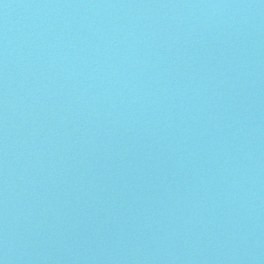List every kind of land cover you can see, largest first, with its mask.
<instances>
[{"label": "water", "instance_id": "1", "mask_svg": "<svg viewBox=\"0 0 264 264\" xmlns=\"http://www.w3.org/2000/svg\"><path fill=\"white\" fill-rule=\"evenodd\" d=\"M0 264H264V0H0Z\"/></svg>", "mask_w": 264, "mask_h": 264}]
</instances>
